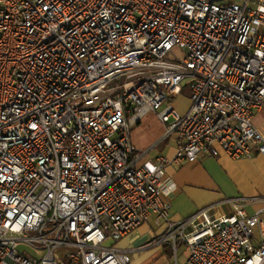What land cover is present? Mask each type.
<instances>
[{"label":"built area","instance_id":"obj_1","mask_svg":"<svg viewBox=\"0 0 264 264\" xmlns=\"http://www.w3.org/2000/svg\"><path fill=\"white\" fill-rule=\"evenodd\" d=\"M262 109L264 0H0V264H128L118 244L153 216L187 264H264V198L174 223L172 161L131 142L155 114L176 163L264 159Z\"/></svg>","mask_w":264,"mask_h":264},{"label":"crops","instance_id":"obj_2","mask_svg":"<svg viewBox=\"0 0 264 264\" xmlns=\"http://www.w3.org/2000/svg\"><path fill=\"white\" fill-rule=\"evenodd\" d=\"M145 117L131 131L133 148L138 152L150 151L146 161H153L162 156L170 159L172 164L167 169L165 181L166 200L169 203V218L174 223H180L200 211L215 206L217 216L231 215L234 211L232 202H217L221 194L242 192V187L236 189L238 179L243 175L242 169L250 162L261 161L255 156L251 160L233 161L227 157L218 146H214L218 155L211 151L201 154L194 163H176L174 159L179 146L177 132L167 137V125L158 119L145 120ZM254 126L264 135V109L258 111L253 120ZM166 139V140H165ZM233 188V189H231ZM236 189L235 192L231 190ZM263 204L250 209H261ZM165 224L153 216L147 223L136 229L118 244L120 251L127 257L128 264H187L189 254L186 245H181L177 253L169 245L158 242L165 231ZM171 248V247H170Z\"/></svg>","mask_w":264,"mask_h":264},{"label":"rangeland","instance_id":"obj_3","mask_svg":"<svg viewBox=\"0 0 264 264\" xmlns=\"http://www.w3.org/2000/svg\"><path fill=\"white\" fill-rule=\"evenodd\" d=\"M188 53L186 50L181 49L179 47H176L172 54L169 56V59L174 62L175 60H184L187 57ZM191 88L186 87L182 94L177 96L174 100L170 101L172 107L176 110V112L184 117L190 110L191 107ZM149 119H159V117L155 114H152V116H149L145 120ZM162 122V121H161ZM163 123V122H162ZM164 124V123H163ZM168 128V126H167ZM168 133V129H167ZM167 135V134H166ZM149 149H147L148 151ZM243 175L238 179V184L236 185V189H239L242 187V192L238 193L235 192L236 189L231 190L232 193L231 197H228V195H224L226 193H217L221 194L223 197L218 198L217 202H222L229 200L234 201L235 203L240 202L241 200H254V199H263L264 198V162L261 161H253L247 164L243 169ZM233 189V188H231ZM215 207V206H210ZM256 211V209H250L249 212L252 214ZM258 229H256L257 231ZM189 254V252H187ZM63 264H67L66 261H64Z\"/></svg>","mask_w":264,"mask_h":264},{"label":"trees","instance_id":"obj_4","mask_svg":"<svg viewBox=\"0 0 264 264\" xmlns=\"http://www.w3.org/2000/svg\"><path fill=\"white\" fill-rule=\"evenodd\" d=\"M169 251L171 252L172 251V248L169 247Z\"/></svg>","mask_w":264,"mask_h":264}]
</instances>
